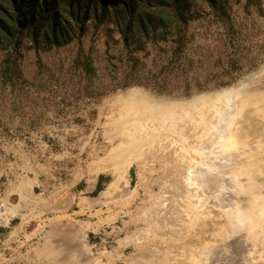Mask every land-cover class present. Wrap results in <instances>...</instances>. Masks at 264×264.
<instances>
[{
	"label": "rangeland",
	"instance_id": "1",
	"mask_svg": "<svg viewBox=\"0 0 264 264\" xmlns=\"http://www.w3.org/2000/svg\"><path fill=\"white\" fill-rule=\"evenodd\" d=\"M107 10L64 46L23 40L8 68L0 49V264H243L247 172L239 215L264 233V0L196 2L179 46L125 42Z\"/></svg>",
	"mask_w": 264,
	"mask_h": 264
},
{
	"label": "trees",
	"instance_id": "2",
	"mask_svg": "<svg viewBox=\"0 0 264 264\" xmlns=\"http://www.w3.org/2000/svg\"><path fill=\"white\" fill-rule=\"evenodd\" d=\"M198 1L206 2L220 15L225 14V0H0V49L6 52L4 64L8 68L9 59L16 60L25 39L34 46L41 42L44 48L68 44L84 30L87 21L99 24L109 4L125 42L127 34L143 38L141 44L170 36L179 46L185 36L184 25L191 17L186 15V9ZM93 3L100 6L92 7ZM99 182L94 193L100 191Z\"/></svg>",
	"mask_w": 264,
	"mask_h": 264
},
{
	"label": "bare ground",
	"instance_id": "3",
	"mask_svg": "<svg viewBox=\"0 0 264 264\" xmlns=\"http://www.w3.org/2000/svg\"><path fill=\"white\" fill-rule=\"evenodd\" d=\"M242 86V85H241ZM240 86V87H241ZM229 89H225L223 91V94L227 93ZM232 92V91H231ZM233 93V92H232ZM143 98V95L141 93L140 90L136 89V88H132L130 89L129 91L126 92L125 94V100H129V101H133V100H136V99H141ZM250 99H251V96L248 95V96H245L240 104H239V107L237 109V111L234 112V116L236 115H239L240 112H242V110L244 109V107L250 103ZM121 100V99H120ZM167 104V103H166ZM228 111V110H227ZM218 113V112H217ZM219 115V114H218ZM232 116V113L229 111V112H226L225 111V114L224 116L222 115V117H219V120H222V121H225L227 126L229 125V123H231V121H233V116ZM236 129H234V133H231L230 136H229V140H228V143L232 146L238 144V145H241L242 147L243 146H246V142L245 140L240 139V137L237 136L236 134ZM225 136V135H224ZM219 139V138H218ZM241 140V141H240ZM227 143H225L226 145ZM225 147V146H224ZM230 148V147H229ZM229 148H227V150H229ZM249 148V147H248ZM244 152V150H243ZM245 153V152H244ZM243 153V154H244ZM249 155H251V160L252 161H260L258 160V158H256V155L255 154H252V153H249L248 154H245V157L246 158V162L249 163L251 160H249ZM246 163V164H247ZM260 165H262V168L264 169V161H260ZM247 167L246 170L249 169V166L247 164ZM233 168V167H232ZM234 169V168H233ZM196 173V174H195ZM193 176H192V181L195 182V183H200L201 180H202V173L200 171H196ZM247 172V174L244 176V188L242 187L241 190L238 191V188H237V193L235 194L236 196L240 195L238 198L236 199H240L238 200V203L236 204L235 208H234V211L232 212V218L230 219V222H231V226H232V230H231V233H237L239 235V237L237 238L236 241L234 242H231L229 244V252L231 253V255L236 252L237 254L235 255H232L234 257H240V259L242 260L243 264H264V233H262V231L260 230V228L258 227L257 224H253L251 223V219L250 218H247L246 216H241L239 215L240 213V207H242L241 205H245L243 204V200H246V201H249V202H253L254 201V193L256 191H254V182L253 181H250V180H253L252 179V175ZM248 181H250V183L247 185ZM234 182V181H233ZM189 184V183H188ZM247 185V186H246ZM238 194V195H237ZM234 197V196H233ZM243 202V203H242ZM248 206V205H246ZM252 205H250L251 207ZM251 212V211H250ZM252 213V212H251ZM254 214V213H253ZM230 216V215H229ZM158 217V216H157ZM148 218V217H147ZM190 219V218H189ZM177 220V219H176ZM188 220V219H187ZM264 223H261L260 225H263ZM165 228V227H164ZM163 228V229H164ZM264 228V226H263ZM230 231V230H229ZM207 235V234H206ZM231 235V234H230ZM200 236V235H199ZM202 236V235H201ZM205 236V235H203ZM229 236V235H228ZM207 237V236H206ZM234 237V236H233ZM201 238V237H200ZM202 239V238H201ZM208 239V238H207ZM223 239V238H222ZM235 239V238H234ZM239 240H242L241 242V247H239V244H238V241ZM150 241V240H149ZM194 242H198V240H193ZM224 241V240H222ZM152 242V241H151ZM221 242V240H220ZM192 243V242H191ZM200 243V242H199ZM217 243V242H216ZM198 244V243H197ZM196 244V245H197ZM215 244V243H214ZM213 244V245H214ZM187 245V244H186ZM194 245V244H193ZM196 245H194L196 247ZM199 245V244H198ZM197 245V247H198ZM205 245V244H204ZM203 245V246H204ZM185 246V245H184ZM192 247V244L189 245V247ZM210 246V245H209ZM188 247V246H187ZM188 247V248H189ZM201 246H199L200 248ZM222 247V246H221ZM187 248V249H188ZM204 248V247H203ZM202 248V249H203ZM184 251L186 252L187 250H185V248H183ZM192 248H190L189 250H191ZM197 249V248H196ZM195 249V250H196ZM201 249V248H200ZM154 250V249H153ZM194 250V251H195ZM211 250V249H210ZM200 251V250H199ZM203 251V250H202ZM217 251V250H216ZM151 252V250H150ZM155 252V251H154ZM153 254H157V252H155ZM192 252V250H191ZM196 252V251H195ZM204 252V251H203ZM202 252V253H203ZM182 253V252H180ZM187 253V252H186ZM200 254V252H198ZM201 253V254H202ZM207 253V251H206ZM192 254V253H191ZM200 254V255H201ZM182 255V254H181ZM180 255V256H181ZM186 255V254H185ZM189 255V253H188ZM205 255V254H204ZM203 255V256H204ZM179 256V254L177 255V257ZM183 256V255H182ZM187 256V255H186ZM186 256H184L186 258ZM193 256V255H192ZM195 256L198 257V255H194V258ZM167 257V256H166ZM188 257V256H187ZM209 257V256H208ZM155 258V257H154ZM189 258V257H188ZM171 259V258H169ZM174 258H172L173 260ZM187 259V258H186ZM192 258H190L189 260H191ZM156 260V259H155ZM161 260V259H160ZM183 261V259H181ZM188 260V259H187ZM197 260V259H196ZM207 260V259H206ZM158 261V260H157ZM171 261V260H169ZM195 261V260H194ZM193 261V263H194ZM199 261V259H198ZM159 262V261H158ZM184 262V261H183ZM183 262H180L183 263ZM186 262V261H185ZM188 262V261H187ZM205 262V261H204ZM166 263V262H165ZM174 263V262H173ZM172 263V264H173ZM178 263V262H177ZM189 263V262H188ZM197 263V262H196ZM206 263V262H205ZM204 263V264H205ZM187 264V263H185ZM191 264V263H190Z\"/></svg>",
	"mask_w": 264,
	"mask_h": 264
},
{
	"label": "water",
	"instance_id": "4",
	"mask_svg": "<svg viewBox=\"0 0 264 264\" xmlns=\"http://www.w3.org/2000/svg\"><path fill=\"white\" fill-rule=\"evenodd\" d=\"M252 79V77H249L247 80H245L243 83H242V86L240 88H238L236 90V94H241L243 92V89H245V87L248 85V83L250 82V80Z\"/></svg>",
	"mask_w": 264,
	"mask_h": 264
}]
</instances>
